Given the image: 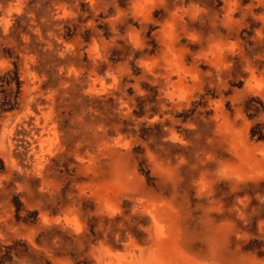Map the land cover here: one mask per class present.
I'll return each instance as SVG.
<instances>
[{"label":"rangeland","instance_id":"1","mask_svg":"<svg viewBox=\"0 0 264 264\" xmlns=\"http://www.w3.org/2000/svg\"><path fill=\"white\" fill-rule=\"evenodd\" d=\"M0 264H264V0H0Z\"/></svg>","mask_w":264,"mask_h":264}]
</instances>
